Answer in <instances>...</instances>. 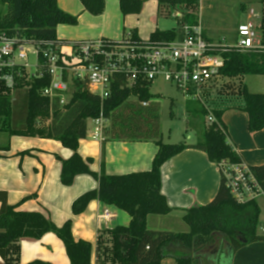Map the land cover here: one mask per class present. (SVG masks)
Returning a JSON list of instances; mask_svg holds the SVG:
<instances>
[{
  "label": "trees",
  "instance_id": "16d2710c",
  "mask_svg": "<svg viewBox=\"0 0 264 264\" xmlns=\"http://www.w3.org/2000/svg\"><path fill=\"white\" fill-rule=\"evenodd\" d=\"M159 4L181 6L187 11L196 9L200 0H157ZM263 2V0H261ZM84 9L99 16L105 10V0H80ZM144 0H120L123 15L141 12ZM193 14L187 13L186 19ZM77 17L67 14L58 6V0H0V32L12 38L37 43L57 41V28L61 24H76ZM261 45L264 47V15L261 19ZM135 37H138L133 33ZM174 33L156 31L153 41H174ZM224 76H264V48L246 53L232 51L223 54ZM51 78L45 75L32 78L28 83V112L26 128L10 127L12 115L11 89L0 80V132L11 136L42 138L59 141L73 151L68 160H62L61 182L72 186L79 175H90L98 182V188L81 195L72 205L74 215L84 213L90 202L97 200L112 205L131 217L129 226H120L111 231V248L105 249L106 263L110 264H162L171 258L175 264H206L213 254L207 255L212 243L224 237L230 242L229 258L247 244L263 241L257 234L260 209L257 201L237 203L222 178L213 201L205 206L186 210L183 221L188 233L152 231L147 227L150 215H168L172 208L162 195V166L182 151L192 148L205 152L209 161L221 165L224 161H241L222 123V111H213L217 122L206 123L208 110L196 100H187L189 115L187 125L196 135L193 144H167L161 141L160 104L150 92L151 83L128 87L125 76H117L110 96L101 101L86 88V83L74 80L71 84V101L61 107L59 101L44 97L41 91L49 86ZM242 89L243 110L248 115V130L257 133L264 129V93H253L246 86ZM134 96V99L131 97ZM103 115L110 126L104 130L107 140L154 141L158 152L152 169L124 175L100 174L90 169L92 159L84 160L78 153L80 141L87 138L88 121ZM104 139V140H105ZM29 154L28 151L21 153ZM264 190V165L251 167ZM36 195L24 200L34 198ZM23 200V201H24ZM0 256L6 264H19L18 244L23 239L40 240L45 234H55L65 245L70 264H93L92 244L75 240L71 220L62 227L52 220L34 212L16 211L9 205L5 192H0ZM210 245V246H209ZM213 246V245H212ZM208 248V249H207ZM15 256V257H14ZM214 257V256H212ZM211 257V258H212ZM222 262L226 255L222 254ZM29 264H51L36 260Z\"/></svg>",
  "mask_w": 264,
  "mask_h": 264
},
{
  "label": "crops",
  "instance_id": "0c3cea01",
  "mask_svg": "<svg viewBox=\"0 0 264 264\" xmlns=\"http://www.w3.org/2000/svg\"><path fill=\"white\" fill-rule=\"evenodd\" d=\"M105 3L104 12L99 16H93L85 12L80 0H58L61 10L73 16L79 14L81 16L75 27H63L62 24L58 26V40L104 38L118 41L129 33L147 40L151 39L156 31H161L174 33L176 35L174 41H179L183 39L184 25H193L201 21L207 41L234 45L238 40V25L246 16L244 12L239 13L240 20L236 25L237 37L233 40V37L209 35L208 30L210 31L211 28L203 21L204 0H200L196 9L189 11L181 6L172 7L175 17L170 18L160 17V4L157 0H144L140 13L128 15H123L119 0H105ZM187 13H195L194 18L186 19ZM191 18L193 20H190ZM85 21L88 23L83 25ZM258 35L261 41V33ZM63 51L70 53L69 48H64ZM248 77V75L233 77L241 80V92L238 94L241 95V104L239 102L225 104L223 111L222 109L213 111L223 112L221 121L227 133L228 143L240 156L241 161L250 167H256L264 165V129L257 133H251L248 130V115L243 110L245 106L242 96L243 87L248 88ZM256 77L259 78L256 82L260 86L259 90H251V88L248 90L253 93H264V76L256 75ZM8 86L12 87L10 84ZM151 86L152 84L150 92ZM89 121L93 124L92 119ZM192 134L194 136L190 134L187 141L179 144H193L196 136L193 131ZM8 137L7 143L6 139L5 143L0 141V192L6 193L8 204L17 206L18 212L41 213L49 217L58 227H62L71 220L75 240H84L93 246L92 263L110 264L105 262V249L109 250L112 245L109 231L120 226H129L131 217L119 208L97 200L90 202L84 213L74 215L73 203L84 193L97 189L98 182L90 175H79L72 186L67 187L62 184L61 161L70 159L73 151L55 140L22 136ZM26 151L29 154H21ZM157 152L158 146L154 141L108 139L100 141L93 139L91 132H88L86 139L80 141L78 148V153L84 160L92 159L90 169L93 172L100 174L104 171L107 175L150 171ZM161 175L162 195L166 197L172 213L148 216L147 227L152 231L188 233L189 227L183 221V216L186 210L195 206L208 205L215 199L222 181L220 167L211 163L205 152L189 148L168 160L161 168ZM33 195L36 197L24 200ZM257 204L260 209V224V220H264V197L260 198ZM1 206L0 201V210ZM262 232L263 234H257L264 236V227ZM218 243H221L220 247L214 254L218 264H264L263 241L241 247L233 252L231 258L229 253L232 247L231 245L227 247L230 242L223 237L222 240H218ZM222 246L226 255L224 262H222L220 251ZM18 248L19 264H29L36 260L51 264H70L64 243L53 233L45 234L40 240L23 239L19 242ZM0 264H6L1 256ZM162 264H175V261L165 258Z\"/></svg>",
  "mask_w": 264,
  "mask_h": 264
},
{
  "label": "built area",
  "instance_id": "2783aa9c",
  "mask_svg": "<svg viewBox=\"0 0 264 264\" xmlns=\"http://www.w3.org/2000/svg\"><path fill=\"white\" fill-rule=\"evenodd\" d=\"M238 25V40L234 45L212 43L205 39L201 21L182 27L179 41H153L126 34L121 40L89 39L74 41H41L31 43L0 32V80L14 82V72L25 68L32 78L48 75L49 86L41 91L44 97L59 101L61 107L71 101V83H86L87 90L101 101L107 100L117 76H125L130 88L142 81L154 82L162 78L178 86L188 98L204 105L205 93L225 77L223 54L238 51L262 50L255 22L258 13L251 8ZM69 48L70 53L63 51ZM33 57V61H31ZM91 137L103 141L108 120L101 114L92 119ZM217 122L213 111H208L206 123ZM231 197L239 204L258 201L264 190L251 167L243 161H224L219 165Z\"/></svg>",
  "mask_w": 264,
  "mask_h": 264
},
{
  "label": "rangeland",
  "instance_id": "374dc122",
  "mask_svg": "<svg viewBox=\"0 0 264 264\" xmlns=\"http://www.w3.org/2000/svg\"><path fill=\"white\" fill-rule=\"evenodd\" d=\"M204 7L203 21L206 23V26H210L211 30H208V33L211 37L223 35L224 37L228 38L233 37V40H235L237 37L236 25H238V21L240 20L239 13L244 12L245 14L250 8H254L256 13L258 11V18L256 19V31L258 34L262 32L260 25L264 12V0L263 2L261 0H204ZM85 12L89 13L86 10ZM160 13V17H175V11L173 10L172 6L165 3L160 4ZM192 14L193 15L191 17L194 18L195 13ZM79 16L80 14L75 16L77 17V20L80 19L81 16ZM192 18L190 20H193ZM177 20L179 19L177 18ZM78 22L79 21L76 23L77 25ZM179 22H181V20H179ZM87 23L88 22L85 21L83 22V25ZM76 24H62V26L75 27ZM81 24H79V26H82ZM31 61H33V57H31ZM31 72L25 68H18L14 72V82L12 83V87L10 86L11 96L13 99L10 127L14 130H24L27 126L26 119L28 112L29 89L27 83L32 79ZM258 79L259 78H257L256 75L249 76L247 78L248 88H251V90H259L258 88L260 86L256 83ZM240 81L241 80L239 78L236 79L228 76L223 77L221 82L215 85L214 88H210V90L205 93L204 107L208 111H213L215 109H222L225 104H237L238 102L241 104V95H238L239 92H241ZM8 82L9 81H5L7 87H9ZM177 87L178 86L174 84L165 82L162 78L152 82L151 86V93L155 96L154 100H158L160 104V123L162 129L161 141L164 143H183L187 141L190 134L193 135L192 129H190L187 125V122L190 119L186 110V101L188 98ZM70 94H73V87H70ZM134 98V96L131 97V99ZM109 126L110 122L108 123L107 127ZM92 129L93 124L91 121H88V132H92ZM8 136L10 135L0 132L1 143H5V139L7 143L9 138ZM263 227L264 220L261 219L257 233L263 234ZM220 244L221 243H218L217 241L211 245L215 247L214 249H218Z\"/></svg>",
  "mask_w": 264,
  "mask_h": 264
},
{
  "label": "water",
  "instance_id": "95a60500",
  "mask_svg": "<svg viewBox=\"0 0 264 264\" xmlns=\"http://www.w3.org/2000/svg\"><path fill=\"white\" fill-rule=\"evenodd\" d=\"M210 246V245H209ZM213 246L211 245V247H209V249L207 250V255L210 254V250ZM214 256V254L212 255ZM210 256V259L208 258V260H206V264H218V260L214 257ZM212 257V258H211ZM200 264H203L202 262Z\"/></svg>",
  "mask_w": 264,
  "mask_h": 264
},
{
  "label": "flooded vegetation",
  "instance_id": "af4514ba",
  "mask_svg": "<svg viewBox=\"0 0 264 264\" xmlns=\"http://www.w3.org/2000/svg\"><path fill=\"white\" fill-rule=\"evenodd\" d=\"M227 247H230V244H227ZM215 247H212L211 248V250H210V253L211 254H216V252H217V249H214ZM222 249H220V251H221V253L223 254L224 252H225V249H224V247L222 246L221 247Z\"/></svg>",
  "mask_w": 264,
  "mask_h": 264
}]
</instances>
